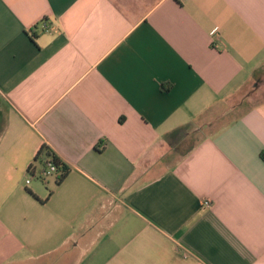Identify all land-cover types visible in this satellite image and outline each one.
Listing matches in <instances>:
<instances>
[{
  "label": "crops",
  "instance_id": "obj_1",
  "mask_svg": "<svg viewBox=\"0 0 264 264\" xmlns=\"http://www.w3.org/2000/svg\"><path fill=\"white\" fill-rule=\"evenodd\" d=\"M262 77L264 0H0V264H264Z\"/></svg>",
  "mask_w": 264,
  "mask_h": 264
},
{
  "label": "trees",
  "instance_id": "obj_2",
  "mask_svg": "<svg viewBox=\"0 0 264 264\" xmlns=\"http://www.w3.org/2000/svg\"><path fill=\"white\" fill-rule=\"evenodd\" d=\"M190 129V124H187V125H184L182 127H179L173 131H171L168 136L171 137V138H176V137H179L184 134V133H187L188 130ZM194 145L190 146L186 151L185 153H188L192 147ZM260 157L262 159H264V153L262 152L260 154ZM47 161H51L55 166H56V169H57V174H56V182L60 181L62 178H64L66 176V174L68 173V166L62 161L59 159V157L53 152V150H51L47 145H42L38 152L36 153L35 155V158H34V162H37L38 166L41 167L44 165L45 162ZM33 165H30L28 167V173L29 174H32L34 170V167ZM32 168V169H31Z\"/></svg>",
  "mask_w": 264,
  "mask_h": 264
},
{
  "label": "built area",
  "instance_id": "obj_3",
  "mask_svg": "<svg viewBox=\"0 0 264 264\" xmlns=\"http://www.w3.org/2000/svg\"><path fill=\"white\" fill-rule=\"evenodd\" d=\"M41 26L42 28L46 27L45 23L41 24ZM32 172L33 173L29 174L28 177L25 179V184H28L32 178L44 180L50 176L53 175L56 176L57 169L56 166L51 161H47L44 163L43 166L39 168V170H34ZM204 203L208 205L207 201Z\"/></svg>",
  "mask_w": 264,
  "mask_h": 264
},
{
  "label": "rangeland",
  "instance_id": "obj_4",
  "mask_svg": "<svg viewBox=\"0 0 264 264\" xmlns=\"http://www.w3.org/2000/svg\"><path fill=\"white\" fill-rule=\"evenodd\" d=\"M256 88H253V83H250L248 87L244 89V92H251L254 89V97L257 100H260L264 97V77L260 78L259 80L255 81Z\"/></svg>",
  "mask_w": 264,
  "mask_h": 264
}]
</instances>
